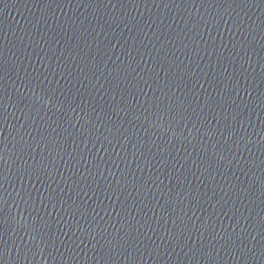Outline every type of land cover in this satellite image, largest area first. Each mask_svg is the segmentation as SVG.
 <instances>
[{
    "label": "water",
    "instance_id": "1",
    "mask_svg": "<svg viewBox=\"0 0 264 264\" xmlns=\"http://www.w3.org/2000/svg\"><path fill=\"white\" fill-rule=\"evenodd\" d=\"M0 264H264V0H0Z\"/></svg>",
    "mask_w": 264,
    "mask_h": 264
}]
</instances>
